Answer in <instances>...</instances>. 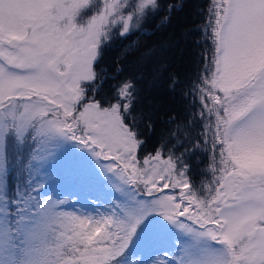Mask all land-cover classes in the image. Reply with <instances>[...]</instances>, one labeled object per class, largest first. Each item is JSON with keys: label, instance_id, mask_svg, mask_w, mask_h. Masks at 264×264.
Returning <instances> with one entry per match:
<instances>
[{"label": "snow or ice", "instance_id": "1", "mask_svg": "<svg viewBox=\"0 0 264 264\" xmlns=\"http://www.w3.org/2000/svg\"><path fill=\"white\" fill-rule=\"evenodd\" d=\"M184 7V0H0V189L10 143L30 162L75 142L97 174L130 193L105 214L62 210L66 202L21 204L31 219L14 243L21 264H40L35 245L52 237L59 243L54 258L44 253L46 264H119L145 205L226 249L207 264H264V0H211L206 9L210 45L193 85L206 109L201 143L215 150L206 192L197 195L166 139L144 152L158 111L152 94L175 93L179 83L174 73L165 77L166 64L147 81L135 67H117L112 78L128 75L100 96L113 28L125 36L162 10L157 28L166 26Z\"/></svg>", "mask_w": 264, "mask_h": 264}, {"label": "trees", "instance_id": "2", "mask_svg": "<svg viewBox=\"0 0 264 264\" xmlns=\"http://www.w3.org/2000/svg\"><path fill=\"white\" fill-rule=\"evenodd\" d=\"M163 2L166 3L167 0ZM210 2L211 0H184L183 10L171 17L166 26L157 28L160 19L166 15V11L162 10L160 17L142 25L141 29L131 31L130 34L120 36L119 29L112 31V38L107 42L103 58L108 78L100 89V96H108L113 92V86L128 75L125 71L118 78H112L116 75L117 67H135L144 74L147 81L162 63L167 65L165 77L174 73L179 83L175 93L152 94L158 111L153 117L154 124L147 132L144 152L150 154L153 149L159 150L162 138L166 139L169 149L175 155L182 156L187 164L188 179L193 188L199 185L205 188L213 177L215 150L210 144L201 143L206 138V121L199 113L205 110L193 88V85L200 86L198 77L203 74V65L208 56L210 42L206 39L204 26L206 9ZM161 104L163 107H159ZM165 111L170 112L174 119H169ZM166 154L165 152L162 158L165 159ZM34 162L35 159L29 162L27 152L19 151L9 144L7 186L6 190H3L9 211L6 225L13 246L20 239L18 230L22 228L18 209L24 200L30 199L37 190V166ZM128 250L132 252L133 246ZM14 252L16 264H21L23 254L16 248Z\"/></svg>", "mask_w": 264, "mask_h": 264}, {"label": "rangeland", "instance_id": "3", "mask_svg": "<svg viewBox=\"0 0 264 264\" xmlns=\"http://www.w3.org/2000/svg\"><path fill=\"white\" fill-rule=\"evenodd\" d=\"M99 3L103 6L104 0H99ZM116 29H119V24L112 31ZM205 103L211 106L209 100H205ZM69 143L71 147L68 151L57 147L50 156L35 159L37 190L23 204L44 203L55 208L57 202H66L61 205L62 210L90 215L105 214L107 209L121 204L130 193L120 189L107 173L97 174V170L78 155L86 150L76 147L75 142ZM163 159L160 167H163ZM194 189L197 195L201 191L206 192L203 185ZM4 196V190L0 189V264H16L12 237L6 225L9 211ZM158 213L157 208L144 206V218L136 229L133 242L119 259V264H207L212 253L227 257L223 246L195 231L173 225ZM20 214L22 227L31 223L26 211H20ZM58 243V238L52 237L35 245L40 250L37 253L40 264H46L44 253L48 254V258H54L51 254ZM131 245L133 251L129 252Z\"/></svg>", "mask_w": 264, "mask_h": 264}]
</instances>
